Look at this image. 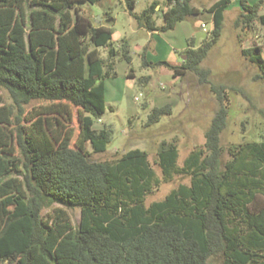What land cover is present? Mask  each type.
Here are the masks:
<instances>
[{"label": "trees", "instance_id": "16d2710c", "mask_svg": "<svg viewBox=\"0 0 264 264\" xmlns=\"http://www.w3.org/2000/svg\"><path fill=\"white\" fill-rule=\"evenodd\" d=\"M101 1L0 0V88L12 100L0 106V264H210L219 255L221 264H264V135L229 147L222 164L220 134L227 117L222 86H212L221 105L203 146L191 150L182 165L176 142H160L161 179L139 148L111 161L89 159L87 144L97 153L112 139L110 128H94L105 111V80L116 77L117 60L131 62L125 39L114 43L112 28L93 23L80 6ZM123 1L136 25L149 32L210 13V30L197 45L190 38L180 64L155 62L169 68L172 78L192 73L209 82L210 71L201 62L222 33L230 0L205 8L192 0H165V10H156L158 2L152 1L139 13L136 0ZM239 6L235 25H264L260 0H239ZM240 52L256 66L254 79L264 81L262 47ZM33 100L50 102L41 112L48 116L28 131L20 115ZM71 108L77 109L79 125L74 142ZM171 113L169 103L154 106L146 124ZM175 175L188 176L189 183L145 203L162 180ZM19 201L24 212L13 214L9 207ZM76 207L75 226L68 209Z\"/></svg>", "mask_w": 264, "mask_h": 264}, {"label": "rangeland", "instance_id": "374dc122", "mask_svg": "<svg viewBox=\"0 0 264 264\" xmlns=\"http://www.w3.org/2000/svg\"><path fill=\"white\" fill-rule=\"evenodd\" d=\"M153 0H136L134 12H141ZM161 3L164 0H158ZM213 0H192V5L205 8ZM250 2L251 0H247ZM83 12L92 19L93 23L106 24L107 14L114 19L111 25L114 39L120 35L125 39L131 55V62L127 65L131 76H125L120 66L115 78H108L106 83L105 111L94 123V128L102 127L112 130V139L106 150L94 153L87 144L89 159L92 161H111L117 159L123 152L131 148L145 150L148 160L156 175L161 179V170L158 166L157 150L161 141H175L178 148V165L183 164L187 154L204 144V134L221 105L212 86H222V104L226 107V125L220 134V144L223 148L222 164L229 158V147L245 141H258L264 135V81L254 79L257 73L256 66L249 62L240 52L242 48L254 45L262 47L264 57V25L255 22L253 29H246L242 24L235 25V19L240 11L235 10L234 0L224 12L222 33L213 44L208 54L201 62V66L208 69V83H201L198 76L189 73L183 77L172 78L171 70L155 62L166 58L171 63L181 62L185 50L175 44L179 31L172 29L161 32L155 37V50L139 49L148 36L145 31H135V20L125 11L123 0H102L96 4H80ZM260 13H264V0L260 1ZM208 12L191 16L183 20L184 25H193L198 19L208 18ZM161 23V19L157 20ZM182 26V25H181ZM211 23L206 22V30H210ZM126 37V38H125ZM122 39V38H120ZM114 41V40H113ZM119 41V40H118ZM199 42L194 40L193 45ZM104 56L105 51L100 49ZM184 57V58H183ZM147 77L148 79H144ZM0 106H11L12 100L8 92L0 88ZM137 97V99H136ZM50 102L33 100L23 105L20 115V124L26 130L34 129L35 123L48 115L41 113ZM171 104L172 113L147 125V116L154 106ZM72 109L73 142L77 138L79 125L77 109ZM56 116V114H52ZM14 123V115L12 116ZM42 122V121H41ZM40 122V123H41ZM12 126H10L11 128ZM16 156H20V148L12 142ZM180 183H189L186 175H175L169 181H161L159 185L145 197V203L161 200L171 189ZM13 212H24V203L19 201L9 207ZM49 210H44L46 214ZM71 222L77 225L80 220L79 208L68 209ZM222 257L213 256L210 264H221Z\"/></svg>", "mask_w": 264, "mask_h": 264}, {"label": "crops", "instance_id": "0c3cea01", "mask_svg": "<svg viewBox=\"0 0 264 264\" xmlns=\"http://www.w3.org/2000/svg\"><path fill=\"white\" fill-rule=\"evenodd\" d=\"M153 1H157L158 2V5L155 8L156 10L159 9V7L160 8H163V10L166 9V7L164 5L165 4V0L162 3L160 1H158V0H153ZM214 1L215 0L211 1V3L214 2ZM254 1H259V0H251L250 2H254ZM231 2H232V0H230V3L229 4H231ZM234 6H235V10L240 11L239 0H234ZM207 17L208 18L206 20H205V18L204 19H198V20H196L193 23V25H184V24H181V23H183V21L178 22L175 25V27L172 29L173 31H175V30L179 31V36H178V38L175 39V44L178 45V46H180L179 48L182 49V50H186L187 48H189V40H190V38L193 37V36H195V34L197 32L202 31V28H201L200 24L204 23L205 26H206V22L208 20L211 23L212 15L209 13ZM191 19H193V17H191ZM105 22H106V24H103V25H107V26H109V27L112 28L111 25L114 23V19L110 18V16H109V17H107V19H106ZM158 24H160V23H158ZM135 31H139V32L140 31H145L147 33V35H148L141 44H137L138 47H139V49H143V50H145V49L146 50H150V49L155 50V49H157V42L154 45L151 44V43H152V41H156L155 37L157 35H160L161 32H158V31L149 32V31H146L143 28L138 27L137 25H136ZM117 36L118 37L116 39H114V32H113L112 38L114 40V43H116V42L118 43V40H120V38H123L120 35H117ZM159 61H167L169 64H173V65L180 64L179 61L178 62H175L174 61V63L173 62L171 63L165 57L164 58L163 57L160 58ZM120 63H124L123 65L120 66V68H121L122 72H124L125 76H131L132 75L131 70L129 69V67H127L128 63L126 61H124V60H117V62H116V71H117V69H118L117 67H118V65ZM169 71H170V69H169ZM171 74H172V72H171ZM105 101L107 102V100H106V83H105Z\"/></svg>", "mask_w": 264, "mask_h": 264}, {"label": "water", "instance_id": "95a60500", "mask_svg": "<svg viewBox=\"0 0 264 264\" xmlns=\"http://www.w3.org/2000/svg\"><path fill=\"white\" fill-rule=\"evenodd\" d=\"M205 36H206V32L205 31H203V30L202 31H199V32H197L195 34V41L197 42L200 37H205Z\"/></svg>", "mask_w": 264, "mask_h": 264}, {"label": "built area", "instance_id": "2783aa9c", "mask_svg": "<svg viewBox=\"0 0 264 264\" xmlns=\"http://www.w3.org/2000/svg\"><path fill=\"white\" fill-rule=\"evenodd\" d=\"M200 26H201V28H202V30H203V31H205V32H207V31H208V30H206V26H205V24H204V23L200 24ZM136 99H137V97H136Z\"/></svg>", "mask_w": 264, "mask_h": 264}]
</instances>
